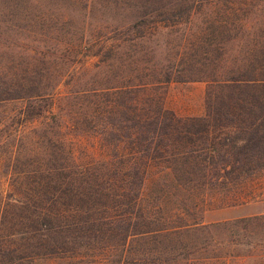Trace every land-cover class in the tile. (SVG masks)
I'll list each match as a JSON object with an SVG mask.
<instances>
[{"label": "trees", "instance_id": "1", "mask_svg": "<svg viewBox=\"0 0 264 264\" xmlns=\"http://www.w3.org/2000/svg\"><path fill=\"white\" fill-rule=\"evenodd\" d=\"M188 81L202 116L161 102ZM263 173L264 0H0V264L9 237L64 264H264V211L206 220L264 203Z\"/></svg>", "mask_w": 264, "mask_h": 264}, {"label": "rangeland", "instance_id": "2", "mask_svg": "<svg viewBox=\"0 0 264 264\" xmlns=\"http://www.w3.org/2000/svg\"><path fill=\"white\" fill-rule=\"evenodd\" d=\"M102 3L96 4L97 6H101ZM50 5L47 6V9H49ZM67 11V10H66ZM55 10L49 9V14L48 15H54ZM70 13L69 15H73L72 10H68ZM60 14V13H59ZM58 13L56 15H59ZM62 15V12H61ZM80 15V14H79ZM85 15H91L90 16V21L95 23L96 21L99 20H105L108 19V22H113L112 19H116V16L114 12H102L97 10H92L90 14H85ZM200 15H211V14H205L203 12ZM121 16L122 21L124 20H130L132 19V16L128 18L126 15ZM115 17V18H114ZM190 24V23H189ZM188 24V25H189ZM185 22L181 27L175 26L174 29L178 30L177 33H169L164 36V38L161 40L162 43L167 45L168 47H173L171 49L174 52L181 51L183 49V42L182 40L180 41L179 38L182 37V33H184L186 30H188L191 25L186 26ZM187 27V28H185ZM186 29V30H185ZM168 33V32H167ZM169 43V45L167 44ZM97 61V58H90L86 62L87 64H92ZM83 64V59L82 61L76 66V71H81V66ZM89 64V65H90ZM208 84L204 81H188V82H173L167 86H163V89L159 91V96L162 98V101L165 105V107L171 111L176 113L179 116H184V117H189V116H202L205 114V100H206V92H207ZM65 89L67 91V86L62 85L60 91L65 92ZM257 181V180H256ZM257 184L259 186L255 187V191L258 194H261L264 199V173L259 177ZM264 211V203L262 202H255L250 205H245L241 207H235V208H229L221 211H211L207 213L206 215V220L207 221H216V220H224V219H230V218H236L240 216H247V215H252L256 213H260ZM2 211L0 210V215ZM8 225H12L11 222L7 221L6 222ZM16 237H9L6 239V244L12 249L13 253H10L8 257L10 259H17L18 257H23V259H20L19 261L16 260L13 264H64L63 259L56 258V257H51V256H44V255H35L33 252V248L29 247L28 245H23V240L16 241ZM31 240V239H29ZM35 240V239H32ZM28 241V240H26ZM16 243V244H15ZM26 243V242H24ZM25 249L24 247H27ZM15 247L18 248V250H14ZM220 250L223 251L224 253L230 252V249H234V246L225 243L223 246H219ZM250 249L248 246L246 247ZM237 249L243 250L244 248L239 245ZM12 264V263H10Z\"/></svg>", "mask_w": 264, "mask_h": 264}]
</instances>
